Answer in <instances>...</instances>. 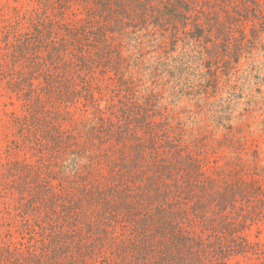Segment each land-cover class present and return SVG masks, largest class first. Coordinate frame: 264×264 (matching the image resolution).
<instances>
[{
  "label": "trees",
  "instance_id": "trees-1",
  "mask_svg": "<svg viewBox=\"0 0 264 264\" xmlns=\"http://www.w3.org/2000/svg\"><path fill=\"white\" fill-rule=\"evenodd\" d=\"M233 3L38 0L5 26L0 76L24 110L13 114L14 147L36 158L10 163L5 185L17 199L6 210L35 244L0 247V264H229L255 251L245 230L263 217L264 190L247 176L264 172L259 151L247 159L225 137L217 146L236 154L208 172L206 136H193L156 95L129 90L115 43L116 34L151 27L223 34ZM73 4L86 10L79 27L52 12ZM101 67L121 74L105 107L96 96ZM82 100L92 110L76 121Z\"/></svg>",
  "mask_w": 264,
  "mask_h": 264
},
{
  "label": "rangeland",
  "instance_id": "rangeland-1",
  "mask_svg": "<svg viewBox=\"0 0 264 264\" xmlns=\"http://www.w3.org/2000/svg\"><path fill=\"white\" fill-rule=\"evenodd\" d=\"M38 0H0V54L4 52L8 37L5 26L17 19L18 13H28ZM242 3L235 0L229 7L230 15L223 12V34L214 31L211 35L195 37L185 34L179 37L171 31L158 29L137 30L124 35L116 34V45L126 58L124 78L129 81V90L138 95H156L160 104L192 129L193 136H206L205 163L208 172L216 165L225 164L233 153L227 146H217L219 140L233 137L246 147L245 157L252 159L255 150L260 153L259 164L264 168V0ZM70 8H53L63 23L70 27L84 24L86 10L78 4ZM59 17V18H60ZM189 28V27H188ZM128 31H134L133 29ZM96 69L101 86L96 96L105 107L107 100L120 88L119 77L108 69ZM109 77H112L109 79ZM122 94L128 88L123 87ZM23 101L7 88L0 76V247L10 246L27 250L35 244L25 231L11 219L6 206L17 198L6 182L14 177L8 175V167L14 160L36 161L30 152L16 149L14 140L19 137L13 125V114L24 112ZM79 108L72 107L76 121L89 117L85 101ZM65 108V107H62ZM69 127L70 121L61 123ZM264 190V172L250 176ZM247 238L255 245V251L234 256L229 264H264V214L245 230Z\"/></svg>",
  "mask_w": 264,
  "mask_h": 264
}]
</instances>
